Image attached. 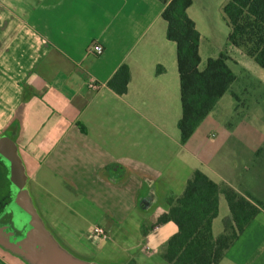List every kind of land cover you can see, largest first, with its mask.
<instances>
[{
	"label": "crops",
	"instance_id": "obj_1",
	"mask_svg": "<svg viewBox=\"0 0 264 264\" xmlns=\"http://www.w3.org/2000/svg\"><path fill=\"white\" fill-rule=\"evenodd\" d=\"M164 9L160 0H0V143L45 227L92 264H170L163 255L179 229L158 218L196 171L246 195L226 118L238 107L233 87L181 142L178 48ZM193 9L203 70L205 22ZM95 43L100 56L89 53ZM122 65L131 80L120 96L107 83ZM230 219L221 193L216 238ZM99 226L105 238L94 236ZM20 263L0 247V264ZM219 264H264L263 211Z\"/></svg>",
	"mask_w": 264,
	"mask_h": 264
},
{
	"label": "trees",
	"instance_id": "obj_2",
	"mask_svg": "<svg viewBox=\"0 0 264 264\" xmlns=\"http://www.w3.org/2000/svg\"><path fill=\"white\" fill-rule=\"evenodd\" d=\"M160 1L165 6L167 37L178 48L183 108L179 130L181 142L186 144L238 78L226 54L209 58L205 68L200 69L201 35L188 15L193 0ZM223 15L230 29L228 45L242 49L264 70V0H229L223 7ZM130 80V68L122 65L107 86L123 96L128 92ZM221 193L231 219L225 221L223 233L216 238L213 222L219 215ZM169 206V212L161 214L158 222H174L179 229L163 255L170 264H219L259 213L264 212V202L221 187L201 171L193 174L180 197L169 200Z\"/></svg>",
	"mask_w": 264,
	"mask_h": 264
},
{
	"label": "rangeland",
	"instance_id": "obj_3",
	"mask_svg": "<svg viewBox=\"0 0 264 264\" xmlns=\"http://www.w3.org/2000/svg\"><path fill=\"white\" fill-rule=\"evenodd\" d=\"M228 1L194 0L193 12L201 16L205 22L204 26L200 25L204 34L202 41L204 59L207 61L209 58H218L221 54L228 55L229 65L238 78L233 86V92L238 97L237 101L235 100V107L237 105L238 107L235 111L232 110V117H229L228 113L226 116L233 124V135L236 136L242 150L243 159L240 161L242 173L238 176L237 184H241L244 192L255 200L264 202V70L242 49L228 45L230 29L223 15V7ZM23 214L29 220L28 214L25 212ZM30 231L39 241L41 248L44 243L43 236L31 227ZM5 236L11 238L13 243L33 257L39 256V248L28 246L15 232L6 231ZM4 251L22 264H28L11 252Z\"/></svg>",
	"mask_w": 264,
	"mask_h": 264
},
{
	"label": "water",
	"instance_id": "obj_4",
	"mask_svg": "<svg viewBox=\"0 0 264 264\" xmlns=\"http://www.w3.org/2000/svg\"><path fill=\"white\" fill-rule=\"evenodd\" d=\"M8 152L6 144L0 143V156L9 163L7 164L6 162H2V164L8 167L11 175L10 180L13 183L15 182L14 184L17 186L18 192L16 204L23 212L31 217L29 226L43 236L44 243L41 248L39 247V256L35 258L0 232V247L16 256H19L28 264H92L70 253L45 227L32 203L31 197L29 196L27 190L24 189L23 173L19 162L15 158H8ZM28 241L29 244H32L30 239H28Z\"/></svg>",
	"mask_w": 264,
	"mask_h": 264
},
{
	"label": "flooded vegetation",
	"instance_id": "obj_5",
	"mask_svg": "<svg viewBox=\"0 0 264 264\" xmlns=\"http://www.w3.org/2000/svg\"><path fill=\"white\" fill-rule=\"evenodd\" d=\"M7 155V154H6ZM8 156V155H7ZM8 158L11 159L10 156ZM6 162L9 164L3 157L0 156V232L5 235V232H15L17 236L23 238L24 242L33 248H39V241L33 236L30 231L29 220L23 214L22 210L17 206V186L10 179V171L8 167L2 164ZM24 183V181H23ZM24 189L27 190L26 184ZM151 193V192H150ZM152 197H147V201L150 202ZM2 229H4L2 231ZM6 229V230H5ZM5 231V232H4ZM28 239H30L32 244H29ZM11 240V238H10Z\"/></svg>",
	"mask_w": 264,
	"mask_h": 264
},
{
	"label": "built area",
	"instance_id": "obj_6",
	"mask_svg": "<svg viewBox=\"0 0 264 264\" xmlns=\"http://www.w3.org/2000/svg\"><path fill=\"white\" fill-rule=\"evenodd\" d=\"M89 53L90 54H95L97 56H100L104 53V47L103 45L99 44V43H95L93 44L90 49H89ZM93 89H96L97 86L93 85L92 86ZM94 236L95 237H99V238H105L107 236V232L103 227H96L94 229Z\"/></svg>",
	"mask_w": 264,
	"mask_h": 264
}]
</instances>
